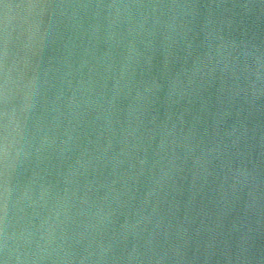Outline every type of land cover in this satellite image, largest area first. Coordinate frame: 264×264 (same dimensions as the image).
I'll list each match as a JSON object with an SVG mask.
<instances>
[{"label": "water", "instance_id": "1", "mask_svg": "<svg viewBox=\"0 0 264 264\" xmlns=\"http://www.w3.org/2000/svg\"><path fill=\"white\" fill-rule=\"evenodd\" d=\"M0 264H264V0H0Z\"/></svg>", "mask_w": 264, "mask_h": 264}]
</instances>
